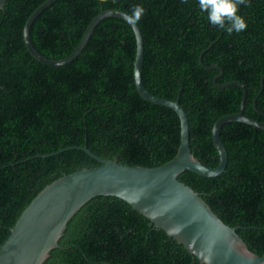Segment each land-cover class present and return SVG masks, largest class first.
<instances>
[{"label": "trees", "instance_id": "obj_1", "mask_svg": "<svg viewBox=\"0 0 264 264\" xmlns=\"http://www.w3.org/2000/svg\"><path fill=\"white\" fill-rule=\"evenodd\" d=\"M45 1L6 0L0 10V244L46 185L102 164L82 148L85 144L101 157L152 167L172 159L181 143L177 112L138 91L137 39L124 19L100 21L82 52L65 65L51 66L32 55L24 27ZM138 4L145 9L138 21L145 86L156 95L179 98L189 117L193 152L215 167L219 153L213 125L240 111L244 96L242 86L223 84L244 83V113L264 122V0L240 5L247 28L231 35L208 23L197 0H54L33 22L32 42L48 57L65 58L103 9L131 14ZM209 66L224 69L217 80L221 86L214 81L221 70ZM221 137L229 153L222 173L209 177L187 169L179 178L202 192L262 255L264 129L231 121ZM59 244L45 264H202L118 196L86 202Z\"/></svg>", "mask_w": 264, "mask_h": 264}, {"label": "water", "instance_id": "obj_2", "mask_svg": "<svg viewBox=\"0 0 264 264\" xmlns=\"http://www.w3.org/2000/svg\"><path fill=\"white\" fill-rule=\"evenodd\" d=\"M53 1L47 0L41 4L29 16L25 25L24 40L32 55L48 65H65L82 52L100 21L107 17L124 19L132 26L137 39L134 71L138 91L145 99L177 112L181 120V143L172 159L152 167L130 165L117 159L101 157L85 144L82 148L102 164L64 174L46 185L24 209L10 236L0 244V264H45L51 250L60 245L59 239L64 234L69 220L86 202L100 195L124 199L149 218L157 228L183 244L202 264H264V254L249 248L238 233V226L226 223L205 200L202 192L179 178L180 173L187 169L209 177L216 176L226 169L229 153L221 137V130L226 123L243 121L264 129V122L244 113L248 96L246 85L237 80L222 85L238 84L243 87L244 96L240 111L221 116L213 125L212 137L219 153V163L210 167L192 150L190 121L179 98L156 95L145 86V43L138 22L126 11L103 9L90 22L75 50L66 58L54 59L42 54L31 39L33 22ZM5 2L6 0H0V9L4 8ZM209 67L220 69V75L224 72L220 66ZM220 75L214 79L218 86H221L217 83ZM254 105L258 108L256 102ZM55 153L57 152L51 154Z\"/></svg>", "mask_w": 264, "mask_h": 264}, {"label": "clouds", "instance_id": "obj_3", "mask_svg": "<svg viewBox=\"0 0 264 264\" xmlns=\"http://www.w3.org/2000/svg\"><path fill=\"white\" fill-rule=\"evenodd\" d=\"M249 2L250 0H197L200 12L207 14L208 23L229 35L243 32L247 28L245 19L238 12L240 5ZM144 13V7L138 4L131 10V17L138 22Z\"/></svg>", "mask_w": 264, "mask_h": 264}, {"label": "bare ground", "instance_id": "obj_4", "mask_svg": "<svg viewBox=\"0 0 264 264\" xmlns=\"http://www.w3.org/2000/svg\"><path fill=\"white\" fill-rule=\"evenodd\" d=\"M46 1H47V0H46ZM3 9H4V8H3ZM110 9H115V8H110ZM0 10H1V9H0ZM130 15H131V14H130ZM96 16H97V15H96ZM26 23H27V22H26ZM25 25H26V24H25ZM24 30H25V27H24ZM24 41H25V40H24ZM80 41H81V40H80ZM25 44H26V43H25ZM26 47H27V46H26ZM28 50H29V49H28ZM74 50H75V49H74ZM68 56H69V55H68ZM65 58H66V57H65ZM201 62H202V57H201ZM51 66H52V65H51ZM59 66H61V65H59ZM223 73H224V72H223ZM218 75H220V74H218ZM218 75H217V76H218ZM222 75H223V74H222ZM222 75H220V76H222ZM220 76H219V77H220ZM219 77H218V78H219ZM217 80H218V79H217ZM217 83H218V82H217ZM218 119H219V118H218Z\"/></svg>", "mask_w": 264, "mask_h": 264}]
</instances>
